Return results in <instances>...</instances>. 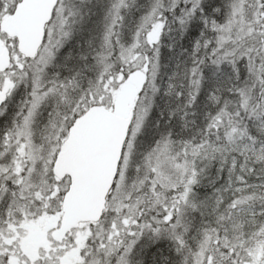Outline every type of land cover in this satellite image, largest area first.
I'll return each instance as SVG.
<instances>
[{
  "label": "snow or ice",
  "instance_id": "1",
  "mask_svg": "<svg viewBox=\"0 0 264 264\" xmlns=\"http://www.w3.org/2000/svg\"><path fill=\"white\" fill-rule=\"evenodd\" d=\"M0 264H264V0H0Z\"/></svg>",
  "mask_w": 264,
  "mask_h": 264
}]
</instances>
